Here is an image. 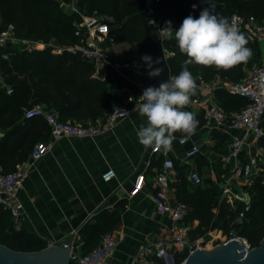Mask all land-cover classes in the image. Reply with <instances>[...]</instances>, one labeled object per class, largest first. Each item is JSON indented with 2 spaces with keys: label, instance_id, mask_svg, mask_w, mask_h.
Wrapping results in <instances>:
<instances>
[{
  "label": "trees",
  "instance_id": "obj_1",
  "mask_svg": "<svg viewBox=\"0 0 264 264\" xmlns=\"http://www.w3.org/2000/svg\"><path fill=\"white\" fill-rule=\"evenodd\" d=\"M72 2L79 12L87 15L95 13L108 21L109 32L103 45L116 61L137 60L138 70L147 71L141 60L142 55H150L152 34L143 13L146 0H0V31L12 24L14 36L20 40V43L0 45L1 71L5 83L11 87L8 93L0 85V167L3 172L11 171L27 157L33 139L30 128L39 122L47 126L41 115L25 118V108L42 104L45 108H54L62 119H94L109 114L114 103L131 108L129 97L139 90L110 63L103 62V76H100L94 61L78 50H69L70 46L80 44L84 38L82 34L75 33L78 28L75 16L64 6ZM210 4L214 5V14L228 19L231 13L236 12L264 20V0H158L156 9L164 24L171 21L178 30L184 18L189 15L198 18ZM193 5L196 7L193 8ZM240 32L248 41L246 46L251 49V57L227 71L217 70L214 66L192 65L190 71L197 83L215 77L224 81L238 80L244 74V67L259 59L256 38L245 31ZM40 43L44 47H40ZM121 43H127L128 48L118 50L115 46ZM163 46L174 51V55L167 58L171 76L174 77L181 71L187 57L180 53L175 39L164 38ZM57 47L61 48V52H54ZM113 83H116V88L111 91ZM215 97L228 111L239 109L247 102L246 97L223 87L215 90ZM183 110L191 112L190 105ZM195 116L198 125H202V113ZM208 183L206 186H192L190 190L186 183H181L175 189L177 200L184 201L188 207L183 221L198 220V224L189 230L191 239L213 229L221 230L223 234L233 230L247 238L252 246L258 245L264 236L262 178L256 176L248 188L251 199L247 210L242 202L233 207L220 200V191L211 180ZM239 215L240 220H237ZM117 221L115 208L103 209L95 214L92 221L84 223L79 229L84 240V248L80 251L91 250L98 243L99 235L113 229ZM0 243L17 250H37L47 245L45 240L26 229L15 228L10 212L1 204ZM158 262L164 264L161 260Z\"/></svg>",
  "mask_w": 264,
  "mask_h": 264
},
{
  "label": "crops",
  "instance_id": "obj_2",
  "mask_svg": "<svg viewBox=\"0 0 264 264\" xmlns=\"http://www.w3.org/2000/svg\"><path fill=\"white\" fill-rule=\"evenodd\" d=\"M64 6L70 10L67 4ZM78 12L72 11L77 23L81 22ZM104 42L102 41L100 45L106 58L98 57L94 61L100 76H103V62L110 63L117 70L119 68L116 64L124 62L116 61L109 49L103 45ZM39 46L44 47V44L40 43ZM115 47L118 50H126L128 44L121 43ZM54 52L61 51L54 49ZM96 62L102 63L101 69L97 68ZM115 88L116 83H113L111 91ZM215 90L212 96L216 100ZM197 91L201 95L204 93L199 92L198 89ZM142 93L143 91L139 89L134 95H142ZM131 102L129 115L117 118L111 124L107 118L108 114L98 117L102 119L107 128L93 137L62 136L54 139L50 134L48 124L42 126L39 121L30 128V136L33 139L30 141L28 155L37 140L48 142L50 148L32 165L19 188L18 197L22 201V217L16 225L14 223L15 228L26 229L45 240L47 245L72 239L77 249L83 250L84 240L79 229L84 223L92 221L95 214L101 210L115 208L118 221L116 226L109 231L118 237V242L108 264H123L142 248L152 253L155 250V242L158 240L166 241V246L170 245L171 222L169 217L165 213L158 212L152 202V195L155 191L153 177L162 165V158L159 154L153 153L151 148L146 150L139 143L137 130L142 124H146L147 120L139 115L138 109L142 101ZM190 110L194 114L201 112L203 115L201 107L197 104L190 103ZM86 120L88 119L78 121ZM233 135L242 137L243 130H221L216 128L213 122H207L205 119L202 125L197 126L194 135L190 138L186 137L185 143L178 142V137L183 136L182 134H175L176 139L173 141V150L169 152V156L174 163L170 173V186L176 200L177 185L186 183L189 190L195 186L189 178L192 171H198L202 175L201 186H206L209 184L208 180H211L220 191V186L225 183L231 167L234 166V162L223 161L227 145ZM193 145H196L199 151L187 157L186 151ZM248 154L259 156L260 169L254 178L256 176L263 178L264 137L257 139L249 135L243 139L239 160L244 162ZM28 155L18 164L24 162ZM240 161L239 163H242ZM15 167L16 165L13 169ZM107 168H112L115 174L103 180L102 172ZM0 171H2L1 167ZM141 172L145 174L144 186L139 192L130 195L133 181ZM232 183L234 184L235 181L233 180ZM250 199L249 192V205ZM237 202L239 201L229 205L235 207ZM237 220H240V215ZM183 223L188 225L190 230L198 224V220L187 223L183 221ZM220 234H223L221 230L213 229L196 238L207 242V240L213 241L212 239ZM215 239L214 242L217 243ZM168 250L172 251V249ZM148 257H152L151 254H148ZM158 260L163 261L162 259H150L149 264H159Z\"/></svg>",
  "mask_w": 264,
  "mask_h": 264
},
{
  "label": "built area",
  "instance_id": "obj_3",
  "mask_svg": "<svg viewBox=\"0 0 264 264\" xmlns=\"http://www.w3.org/2000/svg\"><path fill=\"white\" fill-rule=\"evenodd\" d=\"M158 0H146L144 7V15L152 28V33L156 34L162 42L164 39L161 29L164 28L162 16L157 12ZM70 10L78 12L74 2L67 4ZM81 17V22L77 23L78 28L76 34L84 36L82 42L75 46H70L71 51H80L89 60L95 61L98 57H105V53L100 43L107 38L109 32V23L106 20H97L99 16H84L78 12ZM110 20V18H107ZM230 23H235L239 31H245L254 36L259 42L264 38V20L256 19L255 17H245L239 13L233 12L229 17ZM175 30V26L172 25ZM112 40V39H110ZM20 43V40L14 36L13 25L8 24L7 27L0 31V45H5L7 42ZM22 42L29 44L28 41ZM56 51H61V48H55ZM166 58L174 55V51L164 47ZM98 69L102 68L101 62H96ZM120 66L138 69L139 63L137 60L124 61L116 64ZM0 85L4 86L7 92H11L5 81L0 67ZM223 87L226 90L239 94L247 98V102L232 111L225 109L223 105L217 102L212 96L213 91ZM199 92H204L191 98V104H197L201 107L204 119L207 122H213L216 128L221 130L241 129L243 136L233 135L227 145V152L223 157V161L230 163L234 162L231 167L227 180L220 186V199L229 204L235 201L243 202L244 209L249 208V190L248 188L254 181V176L259 173L260 164L259 156L256 154H248L247 159L243 162L239 160L240 151L242 149L243 139L252 135L254 138L260 139L264 137V56L259 57L258 61L253 62L250 66L244 67V74L241 78L235 81H224L220 77H215L211 80H201L197 83ZM141 95H133L129 99L131 101H141ZM131 112L130 107H125L120 103L112 105L111 112L107 118L111 124L117 118H123ZM35 115H41L47 122L52 138L56 139L62 136L73 137H93L104 132L107 126L101 118L88 119L80 122L75 119H62L60 114L53 108H45L41 104H34L31 107L25 108L23 116L29 118ZM187 138L185 136L178 137V142L183 144ZM50 148V144L44 140H37L28 155V158L16 165L14 169L8 172L0 171V204L6 208L15 225L22 217V201L18 197V191L27 176L32 165L39 160ZM151 151L159 154L162 158V165L154 174L155 191L152 195V202L155 209L160 213L168 215L171 225L169 227L170 242L166 246V241L158 240L155 242V250L148 253L145 248L140 249L137 254L123 264H149L150 259H162L164 264H180L184 262L188 255L196 249L206 247L204 240L201 238H189V226L183 223L187 214V206L183 201L176 200L171 186L170 173L173 169V160L169 156V152L154 150ZM199 151L196 145H193L186 151V156L191 157ZM242 162V163H239ZM211 171V170H210ZM115 174L112 168H107L102 172L103 180L113 177ZM143 172L138 173L133 181L130 189V195L139 192L144 186ZM190 180L194 185H199L203 181L202 175L198 171L190 173ZM235 181L233 184L232 181ZM264 182V176L262 178ZM217 243L228 242L230 240H238L244 244V250H249L253 246L247 238L236 234L233 230L228 233L220 234L216 237ZM215 239V240H216ZM118 237L111 231H105L100 235L98 243L89 251L81 252L77 249L74 240H69V243L64 244L70 251L71 264H108V260L112 257ZM172 249V251L168 250ZM151 254L152 257H148Z\"/></svg>",
  "mask_w": 264,
  "mask_h": 264
},
{
  "label": "clouds",
  "instance_id": "obj_4",
  "mask_svg": "<svg viewBox=\"0 0 264 264\" xmlns=\"http://www.w3.org/2000/svg\"><path fill=\"white\" fill-rule=\"evenodd\" d=\"M161 31L165 39H175L180 53L187 59L178 75L162 80L158 87L149 86L143 91L138 111L147 123L139 127L136 135L146 150L152 148L167 153L173 150L176 133L190 138L199 123L193 112L183 110L197 92L196 78L190 66H214L217 70L227 71L246 62L252 52L237 25L230 23L227 17L214 14V5L211 4L200 12L198 18L191 15L184 18L178 30L167 21ZM141 60L150 78L159 77L164 72L159 58L144 54Z\"/></svg>",
  "mask_w": 264,
  "mask_h": 264
},
{
  "label": "water",
  "instance_id": "obj_5",
  "mask_svg": "<svg viewBox=\"0 0 264 264\" xmlns=\"http://www.w3.org/2000/svg\"><path fill=\"white\" fill-rule=\"evenodd\" d=\"M7 42L5 45H10ZM260 57L264 56V38L258 42ZM150 56L161 60L164 72L161 76L150 78L146 72L129 67H119V72L132 81L141 91L149 86L158 87L162 80L171 76L162 40L151 34ZM68 240L51 243L37 250H17L0 243V264H69L70 251L63 246ZM180 264H264V236L259 244L244 250V244L238 240L220 242L211 248L196 249Z\"/></svg>",
  "mask_w": 264,
  "mask_h": 264
},
{
  "label": "rangeland",
  "instance_id": "obj_6",
  "mask_svg": "<svg viewBox=\"0 0 264 264\" xmlns=\"http://www.w3.org/2000/svg\"><path fill=\"white\" fill-rule=\"evenodd\" d=\"M66 9H67V8H66ZM75 14H76V15H79L78 13H75ZM93 15L99 16V17L96 18L98 21L101 20L102 17H103V16L97 15V14H95V13H94ZM93 15H91V16H93ZM256 61H258V60H255V62H256ZM215 238H216V237H215ZM215 238L212 239L213 241H211V240L208 241V240H207V242H205V246H206L207 248H211L212 246L218 244V243L214 242V239H215ZM219 243H220V242H219Z\"/></svg>",
  "mask_w": 264,
  "mask_h": 264
}]
</instances>
